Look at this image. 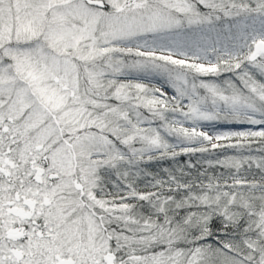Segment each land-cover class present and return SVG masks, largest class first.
<instances>
[{
	"label": "snow or ice",
	"instance_id": "6c2138e0",
	"mask_svg": "<svg viewBox=\"0 0 264 264\" xmlns=\"http://www.w3.org/2000/svg\"><path fill=\"white\" fill-rule=\"evenodd\" d=\"M0 264H264V0H0Z\"/></svg>",
	"mask_w": 264,
	"mask_h": 264
}]
</instances>
